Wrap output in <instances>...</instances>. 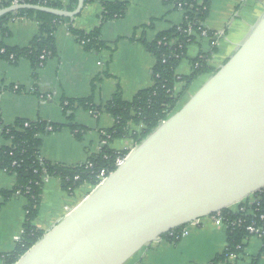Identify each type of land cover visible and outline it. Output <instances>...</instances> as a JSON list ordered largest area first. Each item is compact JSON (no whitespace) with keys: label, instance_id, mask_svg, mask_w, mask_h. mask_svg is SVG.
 <instances>
[{"label":"crops","instance_id":"0c3cea01","mask_svg":"<svg viewBox=\"0 0 264 264\" xmlns=\"http://www.w3.org/2000/svg\"><path fill=\"white\" fill-rule=\"evenodd\" d=\"M59 1L66 5L69 0ZM125 2L126 10L121 18L104 22L100 27V39L106 47L86 50L78 42L70 27L89 32L100 25L103 2ZM264 10V0H211L210 10L203 23L206 30L220 34L216 51L209 64L219 67L243 40ZM184 12L162 0H95L84 4L81 12L69 23L59 24L55 32V54L35 72L26 58L16 62L0 60V117L4 124L16 119L66 123L60 102L62 98L91 97L96 105L110 100L119 91L122 99L132 100L140 90L152 84L153 55L146 49L140 37L147 41L162 31L182 22ZM8 34L0 41L7 46L25 47L38 33V23L26 16L9 19ZM210 40L196 34L188 44L176 74L191 72V59L199 53L209 52ZM199 76L187 89L185 102L207 79ZM17 86V88H15ZM180 85H176L179 90ZM19 89V91H18ZM76 124L86 130L81 139L63 126L60 130L41 136L40 157L54 164L72 166L85 162L104 146L102 134L114 120L106 112L97 116L78 108L74 113ZM130 139H115L109 147L128 149ZM9 141L0 135V147ZM129 147H131L129 149ZM16 184L14 175L0 169V192L12 190ZM84 190L73 194L62 191L57 177H44L41 203L34 224L44 233L91 191L87 183ZM81 185V186H83ZM80 186V187H81ZM79 187V188H80ZM238 202L228 206L234 210ZM25 197L15 193L5 201L0 193V254L11 252L22 234L25 215ZM214 217L205 215L181 226L177 242L169 243L161 236L143 246L124 264H208L226 246V228L217 226ZM170 244V245H169ZM169 249H171L170 252ZM171 255L167 256V254ZM0 264H4L0 256ZM218 264H264V240L249 236L242 251L234 258Z\"/></svg>","mask_w":264,"mask_h":264},{"label":"water","instance_id":"95a60500","mask_svg":"<svg viewBox=\"0 0 264 264\" xmlns=\"http://www.w3.org/2000/svg\"><path fill=\"white\" fill-rule=\"evenodd\" d=\"M72 10L17 3L60 17ZM264 187V10L233 53L13 264H124Z\"/></svg>","mask_w":264,"mask_h":264},{"label":"trees","instance_id":"16d2710c","mask_svg":"<svg viewBox=\"0 0 264 264\" xmlns=\"http://www.w3.org/2000/svg\"><path fill=\"white\" fill-rule=\"evenodd\" d=\"M12 1L0 0V8L11 5ZM19 1L20 3L40 4L66 10H72L77 3V0H69L66 5L51 0ZM92 1L95 0H85L84 4ZM163 2L169 5L173 4L175 9H183L184 17L181 23L159 32L152 41H147L144 37L139 38V41L154 57L153 82L149 87L138 91L132 100H123L119 91L114 92L112 98L106 103L98 105L92 102L91 97H64L60 105L67 121L65 124L43 120L31 121L23 118L16 119L13 124H4L0 117V135L9 141V145L0 147V169L16 178V184L12 190H2L0 193L4 201L17 192L26 199L22 234L11 252L0 254L4 264H13L44 233L34 224L41 203L44 177H57L60 180L62 191L69 195L85 183L92 188L98 184L100 170H105L106 173L113 171L116 168V157L128 153V149L111 148L109 144L115 139L124 138L130 139L134 145L138 144L161 120L181 106L180 103L184 99L187 89L199 76L211 75L218 69V67L209 64L212 53L217 49L215 44L211 45L209 52L199 53L191 59L189 74H176V68L185 56L187 45L196 38V35H189L185 30L190 27L197 34L200 33L209 13L211 0H164ZM102 5L103 12L98 27L89 32L70 27V31L76 35L78 42L86 50H99L106 47V43L100 39L101 25L104 22L121 18L126 10L125 2H103ZM19 16L34 19L38 23V33L25 47L7 46L3 41H0V60L16 62L20 58H26L35 75V71L55 54L54 34L59 24L69 23L72 18L60 17L38 10H17L0 16L2 36L8 34L6 27L8 20ZM208 34L215 35L216 33L208 30ZM174 39H176L174 44L170 45L169 43ZM179 44L181 47H178ZM177 83H180L178 91L176 90ZM78 108L92 112L95 116L100 112H106L113 118V125L102 134L104 146L100 152L90 155L85 162L72 166L54 164L41 158L39 151L42 135L67 126L76 139H81L86 128L73 121L74 113ZM253 194L260 196L258 205H253L256 208L255 216L246 215L242 210L238 211L244 206L241 201L236 204L234 210L223 208L211 214L224 218L227 242L224 250L208 264H218L225 261L229 254H239L245 246L246 239L251 236L246 229L251 221H254L256 225L264 226V220L259 219V215L264 214V187ZM180 231L181 226L175 227L163 233L161 237L170 242H177L176 236L180 234Z\"/></svg>","mask_w":264,"mask_h":264},{"label":"built area","instance_id":"2783aa9c","mask_svg":"<svg viewBox=\"0 0 264 264\" xmlns=\"http://www.w3.org/2000/svg\"><path fill=\"white\" fill-rule=\"evenodd\" d=\"M164 1V0H162ZM166 1V0H165ZM17 3H20L19 0H13L12 1V4H17ZM173 5V4H172ZM171 5V6H172ZM183 12L184 10L181 9ZM180 28V27H178ZM185 32H187V34L189 35H196L197 33L192 29V28H187L185 30ZM199 35L201 37H206L210 40V44L211 45H215L217 40L221 37L220 34H215V35H209L208 34V30H206L205 28H202L200 30V33ZM176 39H174L173 41H171L169 44L170 45H173L174 42H175ZM178 47H181V44L178 45ZM196 65V64H194ZM180 85V83H177ZM15 88H17V86H15ZM92 113V112H90ZM93 114V113H92ZM94 115V114H93ZM126 155H118L115 159V165H119L120 163H122V161L124 160ZM89 164V163H88ZM110 173V172H109ZM109 173H106L105 170H100L99 173H98V184L101 183L104 178L109 174ZM97 185V184H96ZM95 185V186H96ZM95 186H92L95 187ZM254 193V192H253ZM253 193L249 194L248 196L244 197L243 199H241L240 201L243 202L244 206L242 208H239L238 211L242 210L245 212L246 215H250V216H255V211H256V208L253 206V205H258V201L260 199V196L259 195H254ZM18 194V192H17ZM239 201V202H240ZM237 211V210H236ZM214 217V223L217 225V226H221V225H224L225 226V222H224V218L222 216H213ZM259 219L260 220H264V214H260L259 215ZM246 229L247 231H249L250 235H255V236H258L260 238H262L264 240V226H259V225H256V223L254 221H251L250 224H248L246 226ZM170 235H172V233H170ZM180 237V234H178L176 236V238L178 239ZM236 255L234 254H229L227 259L228 258H234Z\"/></svg>","mask_w":264,"mask_h":264},{"label":"rangeland","instance_id":"374dc122","mask_svg":"<svg viewBox=\"0 0 264 264\" xmlns=\"http://www.w3.org/2000/svg\"><path fill=\"white\" fill-rule=\"evenodd\" d=\"M217 43H218V40H217L216 44H217ZM190 86H191V85H190ZM195 86H196V83L193 84V85L191 86V89H193ZM182 103H183V101L180 103V105H182ZM132 143H133V142H132ZM129 146L132 147V144H130ZM133 146H134V144H133ZM131 147H129V149H130ZM85 186H86V185H83V186H81L80 188H78V190L76 189V190H77V193L80 192V190H82V189L84 190V188H86ZM76 190H75V191H76ZM169 243L172 244V242H169ZM169 245H170V244H169ZM170 251H171V249H169L168 252H170ZM171 254H172V252H171L170 254H167V256H169V255H171ZM163 263H165V262H163L162 259H161L160 262H159V264H163Z\"/></svg>","mask_w":264,"mask_h":264}]
</instances>
